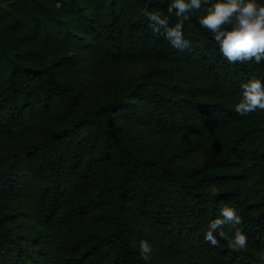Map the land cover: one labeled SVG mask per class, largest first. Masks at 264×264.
Segmentation results:
<instances>
[{
    "label": "trees",
    "instance_id": "trees-1",
    "mask_svg": "<svg viewBox=\"0 0 264 264\" xmlns=\"http://www.w3.org/2000/svg\"><path fill=\"white\" fill-rule=\"evenodd\" d=\"M167 2L0 0V264H264V110L235 112L264 61L199 13L172 48L144 15ZM223 203L247 250L204 240Z\"/></svg>",
    "mask_w": 264,
    "mask_h": 264
},
{
    "label": "clouds",
    "instance_id": "clouds-1",
    "mask_svg": "<svg viewBox=\"0 0 264 264\" xmlns=\"http://www.w3.org/2000/svg\"><path fill=\"white\" fill-rule=\"evenodd\" d=\"M60 6L57 0L56 7ZM166 6L168 13L177 18L174 23L158 10L146 11L144 15L152 32L162 35L172 48L190 49L192 41L185 34L184 22L199 13V25L211 34L228 63L264 61V0H168ZM240 89L242 94L235 104L239 116L264 110V77L253 75L241 82ZM206 191L216 195L221 188L212 183ZM218 236L237 252L249 247V236L235 205L223 203L218 215L207 222L204 240L216 245ZM132 246L142 260L150 261L155 250L152 240L140 237Z\"/></svg>",
    "mask_w": 264,
    "mask_h": 264
}]
</instances>
